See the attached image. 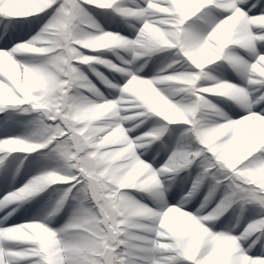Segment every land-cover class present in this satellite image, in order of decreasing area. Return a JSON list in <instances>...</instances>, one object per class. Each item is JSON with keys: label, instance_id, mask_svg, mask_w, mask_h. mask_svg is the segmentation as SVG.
Wrapping results in <instances>:
<instances>
[{"label": "clouds", "instance_id": "1", "mask_svg": "<svg viewBox=\"0 0 264 264\" xmlns=\"http://www.w3.org/2000/svg\"><path fill=\"white\" fill-rule=\"evenodd\" d=\"M86 2L101 11L112 9L115 4V0H86ZM240 2L246 3L247 0ZM225 3L231 5L230 23L220 29L218 39L225 42L239 41L242 45H246L253 26L264 28V15L250 18L235 6L232 0H225ZM136 4L137 0H128V7L122 8L121 14L128 16L136 24L143 22L141 28L143 36L139 41H131L118 34L106 32L101 26L93 27L86 16L74 13L71 17L62 18L49 30L46 38L34 43L26 42L18 45L19 50L16 53L18 56L54 52V55L45 61H13V64H9V58L0 56V68L13 66L14 77L19 85L49 111L58 108L64 102L65 93L60 87L63 84L83 89L88 93L87 96L74 95L68 98L71 102L67 103L65 116L68 122L79 130V134L75 139L69 137L71 143L67 145V150L75 159L78 153L85 152L81 141L91 149L81 156V162L89 170L101 176L98 195L110 219L115 221L120 218V223L128 226H150L149 230L153 231L155 228L151 226L164 229L173 237V243L163 247L181 253H195L199 245L211 236L216 252L227 255L230 264H264V259L250 258L242 247L251 239V244L248 245V249L251 250L261 241L264 237V219L249 224L238 236H234L225 230L212 234L203 227L202 223L194 224L187 214L176 216L178 210L171 207L165 209L166 193L170 191L171 185L165 187L160 176L152 173L150 165L142 171H136L134 164V158L139 160L137 150L144 148L156 137L150 132L135 138L129 135L144 123L141 117L154 115L167 124H191L195 121L194 127L196 131L201 132V136L196 137L193 132V140L198 144L201 140L212 141L219 165L218 171L220 173L224 170L232 171L237 187L252 189L256 193L252 202L257 205L258 211L264 212V160H252L244 164L251 153L264 148V121H247L250 127L260 133L255 138L237 135L234 128L229 129L223 136L215 138L212 130V122L217 116L221 113L227 114L220 108L218 110L209 97L230 100L236 103L237 107H241L237 100L243 89L226 82L209 80L199 74L180 73L154 76L147 80L133 77L119 90L115 98L104 99L95 86L92 85L90 90L87 78L80 71V66L95 72L96 65H104L117 72H124V69H118L110 62L102 61L88 53L107 51L119 59L120 53L136 56L154 48L176 47L172 37L178 26L176 18L168 12V9L149 4L153 12L164 13L168 17L160 21V26H157L146 18V10H133ZM13 7L6 0L0 2V10L3 12L11 11ZM21 12L24 15L33 14L24 6L21 7ZM180 54L193 65L199 64L203 68L217 58L218 50L215 46L195 52L184 49ZM252 69L264 76V57L258 64H253ZM50 81L55 82V87L51 86ZM230 123H241V121H230ZM126 124L131 126L126 128ZM19 150H31V148L21 146ZM140 163L145 162L140 161ZM176 166L174 164L173 167H165L161 171L173 172ZM236 169L239 171L237 172ZM153 175L154 178L150 179ZM65 180V176L49 173L30 187L26 186V191L12 193L0 200V210L14 204L19 205L26 198L39 195L52 184L63 183ZM121 185L143 193L152 201L154 208L142 205L134 196L116 191ZM105 192L113 194L104 197ZM231 206L232 204H229L221 209L218 204L208 216L201 217L200 220L214 223L225 216ZM243 208L244 204L237 208L238 217L242 215ZM160 209H163L162 213L158 211ZM15 211L16 209L13 208V212ZM11 214L8 213L9 216ZM178 220L183 221V227L178 226ZM67 224L51 233L41 231L36 226L26 225L0 229V248L9 242L40 243L42 259L46 264H71V248L65 246L64 242L74 237L70 229L64 230ZM238 226L236 223L232 224L231 230L234 231ZM115 235L116 233H113L111 238ZM156 235L163 236L164 231H156ZM253 236L255 239H252ZM261 251H264V244H261ZM17 257L16 255L0 256V264H16Z\"/></svg>", "mask_w": 264, "mask_h": 264}, {"label": "snow or ice", "instance_id": "2", "mask_svg": "<svg viewBox=\"0 0 264 264\" xmlns=\"http://www.w3.org/2000/svg\"><path fill=\"white\" fill-rule=\"evenodd\" d=\"M0 2H4V0H0ZM6 2L12 4L14 7L8 12L0 10V56L9 58V64L17 61L15 57L19 50L18 45L26 42L34 43L37 40L46 38L49 30L54 28L62 18L71 17L74 13H79L82 16H86L88 22L93 27L100 26L96 19L87 11V8L92 6L86 0H6ZM232 2L247 15L253 9H258L259 14L248 15L250 18L264 15V0H256L253 4H250L249 0L246 3H241L240 0H232ZM150 3L168 9V12L176 18L178 29L172 37V41L176 47L165 49L154 48L151 51L136 56L130 54L131 58L127 61L122 57L116 58L120 61V65L117 68H128L141 58H151L153 54H157L160 51L170 50L173 53L172 56L165 57L161 61V66L155 73V76L192 73L199 74L212 81L232 84L215 79L212 75H209V72L212 70L206 69V66L212 65L214 62H217L220 67L227 64L237 71L243 81V86L237 85L238 88L243 89L237 102L245 109L247 114L242 117L243 120L242 118L232 120L229 116L223 115V113L218 115L212 122L214 137L219 138L232 128L247 129L250 127L247 124L248 120L264 121V108L260 109L258 113H253V104L246 103L250 94L253 95L255 103L264 101V76L259 75L252 69V65L258 64L261 58L264 57V53L260 52L258 48H254V44L264 45V28L259 27L253 30V26L251 36L246 45H242L239 41L225 42L218 39L220 29L225 24L230 23L229 16L231 12L229 9L231 5L225 3V0H195V2L193 0H140L133 10H146V18L151 23L160 26V21L168 17L164 13L153 12L149 8ZM22 6L29 8L33 14H22ZM126 7H128V0H115L112 9L99 11L105 14L102 16V19L105 21H111L114 17L118 16L127 22L130 21V18L121 14V9ZM41 13H43V16L40 15ZM202 13L203 15H200ZM30 17H34V19H28ZM196 19L204 20L203 26L196 24ZM41 21H44V23L40 27V30L35 35H31L32 31H34ZM138 25L139 27H133V31L136 33L135 37L132 39L127 38L128 40L139 41V38H142L143 33L141 32V28L143 27V22ZM130 26L132 25L130 24ZM114 34L120 35L119 33ZM14 40H21V42L14 44ZM44 46L47 47V45ZM213 46L218 50V56L203 68L199 64L193 65L180 54V51L184 49H191L195 52L209 49ZM237 47L245 51L249 56L248 60L240 57L234 51ZM54 54V52L39 54L40 60L45 61ZM100 60L104 61L103 59ZM146 63L147 59H145V64H141L135 71L118 72L122 79H124L122 85L109 81L97 71L93 72V74L107 88L119 94V90L129 80L133 79V77L138 78V74L143 70ZM50 84L55 87L54 81H50ZM88 86L91 90L92 84L89 81ZM60 87L65 93L64 102L58 108L49 111L37 103L19 85L11 73L7 70L0 71V113L16 111L20 115L36 114L35 119L30 121L34 131L28 136H6L4 139H0V172L3 173L5 178L11 176L14 179V171H19V167L23 164V161L18 162L13 154H24L26 157L38 150L44 152L45 159L51 163L59 164L62 169V171L53 169L33 177L27 184L12 193L21 192L22 190L26 191V186L30 187L49 173H56L66 177L65 182L57 184L67 185V187L58 194L55 202L46 210V214L24 225L36 226L41 231L48 233L54 232L55 230H50L46 225L49 223L51 217L55 216L68 200H72L75 202V211L67 224V228L64 229L65 231L70 229L74 237L72 240L64 242L65 246L71 248V264H230V259L227 255L216 252L211 236L199 245L195 253H181L172 248L163 247L164 245H171L173 243V237L164 229L151 226L155 228V231H153L149 230L150 226L146 225L128 226L120 223V218L113 221L108 217L103 201L98 195L101 176L89 170L81 162V156H84L86 152H90L91 149L81 141L85 152L78 153L75 159L69 155L67 150V145L71 143L69 137L75 139L79 134V130L74 128L65 116L67 103L71 102L68 98L74 95L87 96L88 93L83 89L73 88L69 84H63ZM257 93L258 95H255ZM104 99L109 98L104 96ZM147 118L149 117L145 119ZM230 121H241V123H230ZM167 125L172 124H165L148 131L156 139L148 142L142 148L144 151L148 150L149 145L159 141L160 137L168 131ZM183 125L185 126L184 135L192 138L193 132H195L196 137L201 136V132L196 131V127H194L195 121L191 124ZM21 146H29L31 150H19ZM169 147L170 145L160 142L161 150L168 151ZM141 155H143V152H141ZM9 156H13V159H9ZM252 160H264V148L259 152L251 153L248 159L244 161V164L246 165ZM140 161L141 159L136 160L134 158L136 171H142L149 165L148 163L141 164ZM174 164L177 165L175 171H161L165 167H173ZM193 165L196 168V174L194 177H191L190 186L186 191L182 188L179 201L174 206H170L167 203L165 209L171 207L178 210L175 213L176 216L187 214L192 218L194 224L202 223L203 227L207 230L214 228L216 226L215 222L208 223L201 221L200 218L208 216L218 204L221 206V209L232 204L227 211V213L231 212L228 218L234 219L238 225L249 207L256 210L257 218L250 221L245 227L264 219V212L258 211L257 205L252 202L256 193L252 189H245L243 186L237 187L232 171L224 170L223 173L218 171L219 165L216 151L211 140H201L194 151L178 152L173 148L165 164L158 169L151 167V171L154 175L158 174L162 177L186 171ZM236 171L238 172L239 169H236ZM154 175L150 179H153ZM185 182H188L187 178ZM53 185L56 184H52L51 186ZM122 189L129 188L121 185L116 191L133 196L130 191H121ZM112 194L105 192L104 197H109ZM201 194L202 199H200L198 206H194V210H183L186 205ZM3 198H0V200ZM241 204H244V208L241 209L242 215L238 217L237 208ZM158 211L162 213L163 209ZM6 219L7 216L0 219V225ZM14 227L20 226L10 228ZM156 231H164V235L158 236L156 235ZM225 231L232 233L231 228H225ZM113 233H116V235L114 238H111ZM210 233L214 234L216 232L210 230ZM29 244L31 246L27 251H21L18 248L8 250L6 247H2L0 248V256H29L31 259L27 260L26 264H46V261L42 259V245L40 243ZM248 251L251 250L245 249V254ZM158 253H165L166 255L160 256Z\"/></svg>", "mask_w": 264, "mask_h": 264}, {"label": "bare ground", "instance_id": "3", "mask_svg": "<svg viewBox=\"0 0 264 264\" xmlns=\"http://www.w3.org/2000/svg\"><path fill=\"white\" fill-rule=\"evenodd\" d=\"M139 2H140V0H137V3H139ZM255 2H256V0H252L251 4H253ZM87 11L89 12L88 8H87ZM256 13H259L258 9H253L252 12L248 13V15L252 16L253 14H256ZM200 15H203V13ZM114 19L122 24V19L120 17L116 16V17H114ZM205 20H206V17H205ZM113 22L116 23L115 21H113ZM113 22L110 23L108 21V22H106V24L104 26L107 27L109 30H111V32L113 31L114 33L119 32V33L124 34V36L126 38L132 39L135 37L136 33L133 31V27H139L138 24H136L134 22V24L132 26H129L128 23H126V25H123V27L120 28L118 25H113ZM129 22H132V21H129ZM195 23L203 26L204 20L196 19ZM255 28H259V26H254L253 30H255ZM15 41H19V40H15ZM15 44H18V43H15ZM254 48H258V50L260 52L264 53V47H261L259 45L254 44ZM234 51L240 57H243L245 60L249 59V56L245 53V51L241 50L240 48L237 47L234 49ZM169 52H171V51L170 50L160 51L157 54H153L151 56V58H141V59L137 60L130 67L125 68L124 71H134V69L136 67L139 68L141 64H145V59H147V63L142 70V72H143L142 74L144 75L145 73L146 74L156 73L161 66V61L164 60L165 57H169L168 56ZM88 54L96 56L99 59H103L104 61L110 62L112 65H114L116 67L120 65V61L117 60L116 57L113 56L110 52L101 51V52L88 53ZM120 55L125 61H127L131 58L130 55L125 54V53H120ZM15 59H17V61H19V62H28L29 60L38 61L41 59V57L38 54H23V55L16 56ZM212 65H215L218 68H217L216 72H211V73L209 72V75H212L215 79L230 82L235 86H237V85L243 86V81L241 80L240 76L238 75L237 71L234 68L229 67L227 64H224L222 67H220L217 62H214ZM207 68H208V66H206V69ZM1 69H2V71H5L7 69L14 71V67L11 65H9L7 68H0V71H1ZM95 70L97 72H99L101 75H102V72H104L106 74V76H104V77L106 79H108L109 81L117 84V85H122L124 83V79H122L120 73L115 72L113 69H110L104 65H96ZM80 71L85 75V77L87 78L88 81L95 83L97 86H99L103 90V92L101 93L103 96L108 97L109 99H112L118 95L112 89L107 88L100 81V79L96 75L93 74V72H90L88 70L87 67L80 66ZM152 78L153 77H151L149 79H152ZM209 99L212 101L213 104H215L218 108L222 109L223 112H225V113L227 111L226 106H225L226 103L231 102L230 100H224L222 98H217V97H209ZM231 103H233V102H231ZM246 103L253 104V107H252L253 113H258L260 109L264 108L262 106L259 107L255 104L252 94L249 95ZM233 104L237 105L236 103H233ZM243 110H245V109L243 108ZM33 119H35V116H31V117L29 116V117H26L24 119H18V120H11L10 119V120L3 121L0 124V139H4L6 136H20V137L28 136L32 131H34L32 125L30 124V121H32ZM234 120H238V119H234ZM125 127L126 128L130 127V124H126ZM153 128H156V127H150L148 129H145L143 131V133L139 134L138 136H141L142 134L147 133L150 129H153ZM238 130L239 129H235V133ZM241 131H242V134H244V136L248 137V138H253L252 133H254V135H256V137L260 135L259 131L255 128H252V127H248L247 129H244ZM133 132L129 133V135H130V137L135 138L132 135ZM184 132H185V130L181 129L176 135H175V133H171L170 137H169L170 140H167V141H163V138H161L162 137L161 136L159 141L151 144V149L147 153L144 152L143 149H138L137 155H138L139 159H141V161H143L145 163H148L153 169H158L162 165H164L165 162L168 160L169 155L171 154V151L173 150V148L178 152L194 151L196 149L194 146H192L188 143L186 144L184 142V139H185ZM160 142H163L165 144L170 145L169 150L168 151L161 150L160 149ZM141 152H143V155H141ZM13 156L16 158V160L18 162L22 160L23 164L20 165L18 172L14 171V179L11 176H9L8 178L11 179L10 181H5L2 183V180H1V182H0V194L2 193L3 190H8L9 188L12 189L16 185V183L22 177L27 175L29 172H31L33 170H37L41 167V161L37 157L36 152H33L32 154L27 155L26 157L24 154H13ZM13 156H9L8 158L13 159ZM153 157H155V159H153ZM195 174H196V168L193 165L191 168H189L186 171L178 172L176 175H174L172 177V179H167L164 176L160 177L161 180L164 182L165 187H168L169 185H171L170 191H168L166 193L167 203H170V202L177 203L179 201V199H180L179 192L181 191L182 188L187 189L190 186L191 177H194ZM32 178L33 177H31V179ZM186 178L188 181L187 183L185 182ZM0 179H3V178H0ZM65 187H67V185H65ZM121 191H130L132 193V195L134 196V198H136V199H138V198L141 200H144V199L147 200L148 199L143 193L138 192L136 190L122 189ZM30 198L32 199V197H30ZM30 198H26L19 205L14 204V208L16 209V211H18V210L20 211L21 209H23L26 206L27 201L29 202ZM197 199H199V200L202 199V194L200 196H198ZM194 206H195V204L186 205L184 209H186V210L189 208L194 209ZM67 210H68V208L65 209L63 211V213H67ZM230 215H231V213H226L225 216L221 217L218 221L215 222L216 226L214 228H211L210 230L217 231V233H218V232L225 230L226 226H224L223 223L234 224L235 220L228 218ZM256 218H257V215L254 214V212L244 213V216H243L239 226L233 231V233L236 231H243L244 227L250 221H253ZM30 222H32V221H30ZM26 223H28V222L21 223L18 226H22ZM177 224L179 227H183V221L182 220H178ZM2 225H5V223H3ZM10 227L11 226L6 227V228H10ZM252 239H255V236H253ZM17 244H19L22 247H23V244L31 246L29 243H25V242H22V244L17 242ZM249 244H251V239H249L247 241V243H244L242 245V247L244 249H247ZM261 244H264V237H262L261 241L259 243H257L251 249V251H248L246 254L249 255L252 252L264 253L261 251ZM3 247H6L8 250H12V249H14L15 244L9 242L7 245H4Z\"/></svg>", "mask_w": 264, "mask_h": 264}, {"label": "rangeland", "instance_id": "4", "mask_svg": "<svg viewBox=\"0 0 264 264\" xmlns=\"http://www.w3.org/2000/svg\"><path fill=\"white\" fill-rule=\"evenodd\" d=\"M249 3H252V0H249ZM89 13L96 19L97 23L100 24V26L104 29V31L106 32H110L109 29L107 27H105L104 25L106 24V22L104 19H102V16L105 15L104 13H101L99 10L93 8V7H88ZM41 16H43V13L40 14ZM28 19H34V17H30ZM46 19V18H45ZM113 21H115L116 23H114ZM131 21V20H130ZM110 23L113 22V25H118L120 28L123 27V25H126V23H128V25L130 26L134 24V21L129 22V21H124L122 20V24L119 23L118 21H116L114 18L109 21ZM44 21H41V23L39 25H37L34 29V31H32L31 35H35L36 32H38L40 30V27H42ZM112 33V32H111ZM119 33V32H118ZM122 37H125L124 34L119 33ZM28 38V37H25ZM126 38V37H125ZM14 42V41H13ZM261 47H264V45H259ZM172 51L168 53V56L171 57L172 56ZM138 68V67H136ZM135 68V69H136ZM217 66L215 65H210L208 66L207 69H211V72H216L217 70ZM134 69V71H135ZM9 73H11L14 76V71L7 69ZM2 71V69H1ZM143 72L141 71L138 74V78H144V79H149L151 77L155 76V73L152 74H142ZM103 76H106V74L104 72H102ZM93 86H95V88L102 93L103 90L97 86L95 83H92L91 81H89ZM255 95H258L255 94ZM257 106L259 107H264V101H261L259 103H255ZM226 114L227 116H229L232 120L234 119H239L242 118L246 113L245 110H243L241 107H237V105L233 104V103H226ZM31 117V116H36V114H32V115H20L18 114V112L16 111H9L6 113H0V124L5 121V120H18V119H24L26 117ZM140 119L144 120V123L140 124V127H138L137 129H135L136 131H134L132 133V135L134 137H137L139 134L143 133V131L145 129H148L150 127H161L165 124H167L166 122H164L162 119L153 116H150L149 118L145 119L144 117H141ZM136 123H139V121H136ZM131 126V125H130ZM168 131L165 132V134L161 137L163 138V141H167L170 140V134L171 133H175V135L181 130L184 129L185 130V126L183 124H172V125H167ZM140 130V131H139ZM139 131V132H138ZM237 135L240 136H244V134H242V131L239 129L236 132ZM245 137V136H244ZM252 137L255 138L256 135H254V133H252ZM184 142L187 144H190L192 146H194L195 148L198 147V142H195L190 136H186L185 135V139ZM151 149V145L148 146V150L144 151V152H148ZM36 155L39 158V160L41 161V167L37 170H33L31 172H29L27 175H25L24 177H22L17 183L16 185L11 189L9 188L8 190H3L2 193L0 194V198L6 197L7 195L11 194L12 192L18 190L19 188H21L22 186H24L25 184L28 183L29 180H31V177H35L38 176L40 174L46 173L48 171H51L53 169H56L58 171H62V169L60 168L59 164L56 163H51L49 162L47 159H45L44 157V152L43 151H36ZM176 175V174H175ZM174 175H166L164 177H166L167 179H172ZM0 182L2 180V183L5 181H10V178H5V176L3 175L2 172H0ZM65 188V185H61V184H56L53 185L51 187H48L45 191L41 192L39 195H36L34 197H32V199L30 198L29 202L27 201L26 206L21 209L20 211H15L13 212V208L14 205H12L9 208L4 209L3 211H0V219H3L5 216H7V219L4 220L3 223H5L7 227L9 226H18L21 223H25V222H30V221H34L36 220V218L41 217L42 215L46 214V210L55 202V200L58 197V194ZM184 191H186L187 189H183ZM182 192H179V196L181 197ZM136 199V198H135ZM137 201L145 204L146 206L150 207V208H154V205L152 204V201L150 199H136ZM199 199H195L193 200L191 203H189L188 205H192L195 204V206H198L199 204ZM176 203L175 202H170L169 205L170 206H174ZM67 213H63V211L65 209H67ZM185 211H189V210H194L193 208H189V209H183ZM75 211V202L72 200H68L63 207L61 208V210L53 217H51L49 223L46 225L47 227H49L50 230H58L60 228H62L63 226H65L70 218L72 217L73 213ZM9 212H12V215H8ZM251 213L254 212V214H256V210L249 207L248 210L245 213ZM231 213V212H230ZM224 226H227V228H231L232 224L231 223H223ZM0 229H7L6 227H4L3 225H0ZM220 230V229H219ZM217 233V231H214ZM241 231H236L233 233L232 231V235L234 236H238L240 234ZM15 244L14 248H18L21 251H27V249L30 247L29 245H25L23 244V247L20 246L19 244H17V242H11ZM20 244H22V242H18ZM139 243V242H138ZM158 255L160 256H165V253H158ZM250 258L253 259H264V253H259V252H252L248 255ZM31 259V257L29 256H18L16 259V264H26V261Z\"/></svg>", "mask_w": 264, "mask_h": 264}]
</instances>
